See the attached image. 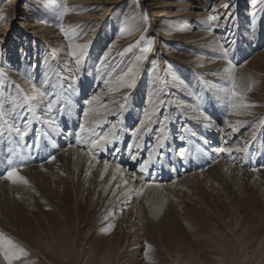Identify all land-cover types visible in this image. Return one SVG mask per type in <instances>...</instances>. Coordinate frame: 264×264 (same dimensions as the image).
Segmentation results:
<instances>
[{
	"label": "rangeland",
	"instance_id": "1",
	"mask_svg": "<svg viewBox=\"0 0 264 264\" xmlns=\"http://www.w3.org/2000/svg\"><path fill=\"white\" fill-rule=\"evenodd\" d=\"M96 5L0 0V68L5 74L0 78V174L10 167L40 164L69 145L87 155L88 142L105 135L107 142L93 150L95 160L121 166L128 182L129 175L142 184L174 181L218 159L251 173L227 171L225 187H193L185 180L173 191L147 195L134 191L132 182L101 181L96 165H87L83 178L75 170L74 177L65 171L42 174L27 185L8 181L0 186V233L25 249L14 264H100L106 252L111 264H254L264 246V113L246 119L260 107L256 98L264 92V0H117ZM25 12L30 22L57 29L59 37H35L20 26ZM93 12L103 18L99 26L95 28L94 20L83 26L81 16ZM213 34L217 41L210 39ZM141 36L153 43L137 63L144 46ZM60 37L64 41L55 44ZM84 44L86 55L77 64L73 50ZM219 61L225 66L212 77L215 69L210 67ZM229 61L235 66L237 90L251 107H229ZM129 69L135 87L110 91ZM249 81L252 90L245 92ZM159 100L164 104L152 122L137 132L140 120ZM50 101H55L51 110ZM66 106L76 112L73 133L64 126ZM232 114L238 120H229ZM25 124L27 135L20 136L15 129L23 130ZM50 124L59 128L51 130ZM81 125L88 130L81 132ZM169 132L171 142L163 145ZM213 138L220 139L225 151L219 149L205 161L202 151L208 155L216 148ZM171 147L176 155L164 172H157L166 162L162 153ZM196 153L204 156L200 164L194 161ZM176 157L183 161L174 167ZM128 187L140 194L125 204ZM109 224L114 226L104 231ZM229 240L239 244L235 248ZM146 245L151 246L147 255Z\"/></svg>",
	"mask_w": 264,
	"mask_h": 264
},
{
	"label": "bare ground",
	"instance_id": "2",
	"mask_svg": "<svg viewBox=\"0 0 264 264\" xmlns=\"http://www.w3.org/2000/svg\"><path fill=\"white\" fill-rule=\"evenodd\" d=\"M33 1H36V0H33ZM75 1H81V2H83V4H88V5H92V4H97L96 5V7L95 8H97V6H98V4H106V3H113V2H115V1H117V0H75ZM120 2L122 1V0H119ZM156 1H159V0H156ZM189 4V3H188ZM108 7V6H107ZM105 7L106 9H105V14L104 15H110V12H107L108 10H109V8L110 7ZM184 7H186V4H185V6ZM89 8H92L91 6H89L87 9H89ZM24 9L25 10H27V7H24ZM80 11H83V8L82 9H79ZM78 10V11H79ZM127 11H130L131 9L129 8V6H127V9H126ZM25 13H27L28 14V12H25ZM186 13H190L187 9H186ZM24 15V14H22L23 15V17L22 18H20L21 19V21H20V23H19V25L20 26H22V27H28V29L30 28V30H31V34H33L35 37H39V36H46V34H50V37L51 36H53V37H55V36H58V35H60L59 34V31H57V29L56 30H54L53 28H51V27H48V26H45V25H42V24H39V23H37L36 21L35 22H30L29 21V14L28 15ZM97 16V12H93V13H89V14H83L81 17H82V21L84 22V25L83 26H88L89 24H90V22H88V24H86L87 23V21H92V20H94V25H95V28H97L98 26H99V24H100V22L102 21V19L103 18H99L98 16ZM196 17H200L199 16V14H196L195 15ZM67 18H68V16H66ZM34 21V20H33ZM47 25V24H46ZM94 28V29H95ZM56 32V33H55ZM55 33V34H54ZM138 33V32H137ZM197 33H199V32H197ZM54 34V35H53ZM215 36L216 35H211V36H209L210 37V39H213V40H215V41H217V39H215ZM59 37V36H58ZM164 38H167L165 35L163 36ZM178 39H180V35L178 36ZM64 40H62L61 39V37L60 38H58V40L55 42V44H58V43H62ZM122 42V41H121ZM123 43V42H122ZM108 51V50H107ZM111 51V50H110ZM106 52V51H105ZM215 65L214 66H212V67H210V68H212V69H215L214 70V72H212L210 75L212 76V77H216V75H215V73H219V72H221V69H223V67L225 66V61H219V62H215L214 63ZM203 67V66H202ZM201 69V68H200ZM16 76V75H15ZM18 76V75H17ZM22 84H25V82H24V80H23V82H22ZM79 97V96H78ZM257 97L258 98H256L257 100H259L260 101V107L259 108H257L256 110H255V113H253L254 115L253 116H249L246 120H251L252 118H255V117H257V116H259L261 113L263 114L264 113V92L263 93H259L258 95H257ZM80 98V97H79ZM75 99V98H74ZM67 104V103H66ZM219 106V105H218ZM75 107H77V105L75 106ZM217 107V106H216ZM66 109H67V111H68V119H67V121L66 122H64V126H70V132L71 133H73L74 131V129L76 128L74 125H75V122H76V112H74V110H69V108H68V106H66ZM218 109V108H217ZM76 111V110H75ZM214 111H216V110H214ZM210 114V113H209ZM216 115V113L214 114V116ZM218 115H219V112H218ZM217 116V115H216ZM218 117V116H217ZM220 117V116H219ZM218 117V118H219ZM5 118V117H4ZM229 120H233V121H236V120H238V119H236V117L234 116V114H232V115H230L229 117ZM244 120V119H243ZM201 122V121H200ZM224 122V121H223ZM52 123V122H51ZM52 124H50V125H47V127L48 128H50L51 130H54V131H56V129H58L59 128V126L57 127V126H51ZM228 125V124H227ZM3 126V125H2ZM224 126H226V124L224 125ZM2 128V127H1ZM57 132H60V130H57ZM209 132V131H208ZM204 133V132H203ZM211 133V132H210ZM185 135L186 134H188V132L186 131V133H184ZM5 135V134H4ZM64 135V134H63ZM65 136V135H64ZM63 136V137H64ZM77 136V135H76ZM168 137L165 139V141H164V144L163 145H165V143L166 142H168L169 140V142H171V133L169 132V134L167 135ZM187 136V135H186ZM204 136V135H203ZM210 136H212V135H210ZM62 137V138H63ZM80 137V136H79ZM188 137V136H187ZM228 137V136H227ZM227 137H226V139H227ZM2 138V137H1ZM125 139V135H123L122 137H120L119 138V142H118V150L119 149H121V145H123V143H124V140ZM30 140V139H29ZM129 140V139H128ZM222 140V139H221ZM229 140V139H228ZM187 142L189 143V140L187 139ZM199 142H201V141H199ZM214 142V144H215V147L216 148H211V150H209V153H208V155H207V153H205L204 151H202L201 149H199L198 148V152H200V151H202V155H206V157L208 156L209 157V154H212V153H218V150L221 148V141H220V139H219V141L218 140H214V138L212 139V142L211 143H213ZM223 142V141H222ZM226 142H229V141H226ZM112 143V142H111ZM263 143V142H262ZM166 144H168V143H166ZM190 144H191V142H190ZM202 144V143H201ZM200 144V145H201ZM57 145V144H56ZM169 145L170 146H172V144L171 143H169ZM204 145H206V144H204ZM227 145V144H226ZM54 146V145H53ZM144 146V145H143ZM142 146V147H143ZM209 146L210 147H212L213 145L212 144H209ZM224 146V145H223ZM52 147V146H51ZM107 147V146H106ZM166 147V146H165ZM201 147V146H200ZM109 148V147H108ZM162 148V147H161ZM167 148V147H166ZM165 148V149H166ZM172 148V150H170V151H166V152H164V155H163V153H162V159L164 160V161H166V162H164V166H162V167H160V165L158 166L159 168H157V172H164V168L167 166H169V163L171 162V160H172V156H175L176 154L174 153L175 152V149L173 148V147H171ZM164 149V150H165ZM204 149V148H203ZM39 150V149H38ZM37 150V151H38ZM143 150V149H142ZM163 150V151H164ZM45 151H47V150H45ZM44 151V152H45ZM51 151V150H50ZM139 151H140V149H139ZM35 152V151H34ZM235 152V151H234ZM118 153V152H117ZM116 153V154H117ZM187 153V152H186ZM225 153V152H224ZM115 154V153H114ZM141 154V153H140ZM201 154V153H200ZM200 156L198 153H196V156H195V158H194V161L196 162V163H199L200 164V158H203L204 156ZM53 156L55 157V159L54 160H52L51 162H49V158L48 159H46L44 162H41L40 164H37V165H35V164H33V165H30V166H27V167H24V168H22L21 170H19V174L20 175H22V176H24L27 180H29V181H34V182H36V181H38L39 180V178L40 177H42L41 175L42 174H44V175H52V174H58V173H62V172H66V173H68L69 175L68 176H73L74 175V172H76L75 170H77L78 171V174H75L76 175V177L78 176V178H83V176H85L84 175V173H85V169L88 167L87 165H91V166H93V165H96V176L97 175H99L100 177H101V174L102 173H104V168H103V164H104V161H98V160H93V159H91L88 155H86V154H84L80 149H78V148H76L75 146H72V145H69V146H67V147H64V148H62V149H60L59 151H57L55 154H53ZM53 156H51V157H53ZM116 156V155H115ZM255 156V155H254ZM208 157L205 159V161L208 159ZM213 157V156H212ZM222 157H224V156H222ZM235 157V156H234ZM243 157V156H242ZM252 157V156H251ZM37 158V157H36ZM211 159V158H210ZM183 161V158H178V157H176L172 162H174V167H177V164L179 163V162H182ZM227 161V160H226ZM229 161H231V160H229ZM238 161V160H237ZM263 161V160H262ZM203 162V161H202ZM245 162V161H244ZM256 162V161H255ZM109 163V162H108ZM132 163V162H131ZM130 163V164H131ZM195 163V164H196ZM250 163V162H249ZM163 164V163H162ZM205 164H206V162H205ZM230 164V163H229ZM227 162L225 163V160L223 161V160H221V159H218L217 161H215V162H213L211 165H209L206 169L205 168H203V167H201V168H203L204 170H200V171H193V172H189L188 174H185V175H183L181 178H179V179H176V180H174V181H161V182H158V183H154V184H142V183H140V182H136V181H134V179H133V177L131 176V175H129L128 176V178H129V184H131V182H132V187H133V189H136V190H134V191H137V190H139L141 193H142V195H147V193H149V194H151V193H154V192H156V193H159V192H161V193H164V192H170V191H173L174 190V188L173 187H176L177 188V186L178 187H181V186H184V183H183V181H188L190 184H193L194 186L193 187H195V185H196V187L197 186H201V185H207V184H210V183H212V184H214V185H216L217 184V186L219 185H221V186H223V187H225V179H226V177H225V174H227V171H231V172H238V171H241V173H243V174H245V173H251V171H247V170H241V169H239V168H236V167H231L230 165H229ZM232 164V163H231ZM109 165H110V167H109V169H108V171L106 172V173H104V178H105V180H110L111 178H112V176L113 175H115L116 176V181H123V179L121 178V177H125L126 175H127V173L125 172V170H123V168L120 166V168L122 169V171L121 172H117L116 171V165L115 164H111V163H109ZM240 165H242V164H240ZM87 166V167H86ZM86 167V168H85ZM193 167V166H192ZM197 169V168H196ZM261 169H263V168H259L258 170H261ZM94 170V169H93ZM141 170V169H140ZM87 173V172H86ZM85 173V174H86ZM63 174H65V173H63ZM157 174V173H156ZM159 175V174H158ZM236 175V174H235ZM234 175V176H235ZM242 175V174H241ZM241 175H238V177L239 176H241ZM99 176H97V177H99ZM228 176V175H227ZM243 176V175H242ZM246 176V175H245ZM74 177V176H73ZM75 177V178H76ZM233 177V176H232ZM71 178V177H70ZM69 178V179H70ZM77 178V179H78ZM85 178V177H84ZM103 178V179H104ZM127 178V179H128ZM97 179V178H96ZM136 179V178H135ZM76 180V179H75ZM85 180V179H84ZM72 181H74L73 179H72ZM79 181V180H78ZM102 181V180H101ZM109 182V181H108ZM108 182H106V183H108ZM118 182H117V184H118ZM227 182H228V180H227ZM8 183V181L7 180H4L3 178H0V186H2V185H4V184H7ZM106 183H103V184H105V186H106ZM113 183V182H112ZM109 184V183H108ZM121 184V183H120ZM14 185V184H13ZM104 186V187H105ZM131 186V185H130ZM192 186V185H191ZM211 186V185H210ZM230 186V185H229ZM127 187V186H126ZM125 187V188H126ZM226 188H227V186H226ZM124 188H122V190H123ZM128 189H129V187H128ZM130 189H131V187H130ZM132 189V190H133ZM197 190V189H196ZM195 191V190H194ZM231 191V190H230ZM225 192V191H224ZM118 193V192H117ZM129 196H126V198H128ZM136 204H140V203H138V200H137V203ZM129 208H131V207H129ZM128 208V210H130ZM214 213V212H213ZM219 221V220H218ZM232 241H234L233 243H232ZM232 241H230L229 240V243H231L235 248L237 247V245L239 244V242H237L236 240H232ZM240 241V240H239ZM235 242H237V244L235 243ZM241 242V241H240ZM257 241H255L254 243H256ZM246 243V242H245ZM258 244H260V242H258ZM243 245V244H242ZM241 245V246H242ZM242 257V256H241ZM240 257V258H241ZM260 257V258H259ZM109 258H110V256H109V252H106V254L103 256V258H102V261L100 262V264H111L110 262H108L109 261ZM244 260H245V258H242L241 259V262L243 263L244 262ZM254 262V264H264V246H262V247H260L259 249H258V257L257 258H255L254 260H253Z\"/></svg>",
	"mask_w": 264,
	"mask_h": 264
},
{
	"label": "snow or ice",
	"instance_id": "3",
	"mask_svg": "<svg viewBox=\"0 0 264 264\" xmlns=\"http://www.w3.org/2000/svg\"><path fill=\"white\" fill-rule=\"evenodd\" d=\"M225 7H227V5H225ZM144 23H145V27H146V21H147V16L146 14L144 15V17L142 18ZM0 20H3V17H0ZM140 41H142L144 43L143 47H140V55L137 56L136 60L137 63L143 61L146 58V54L150 51L151 45L153 43V40L151 38H147L145 36H141ZM139 46V45H137ZM69 47H73L71 44L69 45ZM88 45L84 44V45H77L75 46V48H78L79 51L76 52L75 48L73 50V55H75L77 57V64L81 63L82 59L84 58V56L86 55V49H87ZM133 46L130 45L127 48L128 52L132 51ZM107 53L105 54V58L107 57ZM225 57H227V52L225 51L224 53ZM229 65L230 67L228 69H226L225 71L229 74V84H230V88H226L225 89V95L226 97H228L229 99V107L232 109H236V108H248L251 107L252 105H249L247 103H244L245 100V96L241 91H238L237 89L240 87V85H238L237 83V77L235 75V71L234 65H231V62L229 61ZM4 71L2 68H0V78L4 77ZM243 79V78H241ZM135 87V77H134V73L132 69H129L128 72L124 73L123 76H121L116 82H115V87L110 88V91H119L121 88H134ZM252 90V82L249 81L247 83V87L244 88L245 92H250ZM33 92L35 93V87H33ZM36 95L34 94L32 97H30V99H35ZM125 99H127V96L125 95L124 97ZM99 99V97H93V100H97ZM55 101H50L48 104V109L51 110L52 108V104ZM89 104L92 103V101H88ZM164 104L163 100H159L157 105L153 106V109L150 113H146L144 115V118L142 120H140V129H137V132H139L141 129H143L146 125L150 124L153 120V117L157 114L158 108L159 106H162ZM121 107H123V105H121ZM89 115L88 112H85V116ZM96 115H99V112H96ZM204 120H208L207 116L203 117ZM93 123H99V120L93 121ZM206 126H211L210 124H206ZM88 129H86L84 127V125H81L80 131L81 132H85ZM15 131L20 135V136H24L27 135L28 132V125L25 124L23 130H21L20 128H16ZM101 141L107 142V136H101L99 140H91L88 143H90L91 148L88 150L87 155H89V157L91 159H96L95 156V152L93 151L96 148L101 147ZM82 143V138L77 139V144H81ZM221 152L225 151L224 149H220ZM230 153V150H229ZM55 157H50L49 158V162H51L52 160H54ZM110 165L107 161L104 162L103 164V168H104V173H106L109 169ZM116 171L117 172H121L122 169L120 168L119 165H116ZM253 171H256L255 169H253ZM104 173L101 174V180H103L104 178ZM87 174V173H86ZM0 178H3L4 180H7L13 184L16 183H22L27 185L28 181L27 179L19 174V170L17 167H10L8 168L3 174H0ZM123 179V177H121ZM135 179V177H134ZM116 180V176L113 175L111 180H109V185L112 184L113 181ZM123 183L126 185L127 184V180L123 179ZM121 185H117V188H120ZM115 194V193H113ZM125 196H129V200L125 201L124 203L127 204L130 202L131 199V195L135 194V195H139L140 192H133V190L129 189L128 191H126L125 193H123ZM114 225L109 224L107 226L106 229H104V231H107L108 229L112 228ZM146 252L145 255H147V251L151 250V246L150 245H146ZM25 254V249L22 246L17 245L15 242H13L11 240V238L6 237L3 233H0V257H2L4 264H14V261L19 260L23 255Z\"/></svg>",
	"mask_w": 264,
	"mask_h": 264
}]
</instances>
